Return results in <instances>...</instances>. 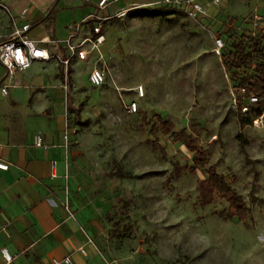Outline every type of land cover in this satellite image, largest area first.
I'll use <instances>...</instances> for the list:
<instances>
[{
	"label": "rangeland",
	"instance_id": "1",
	"mask_svg": "<svg viewBox=\"0 0 264 264\" xmlns=\"http://www.w3.org/2000/svg\"><path fill=\"white\" fill-rule=\"evenodd\" d=\"M165 9L107 26L106 46L76 68L73 87L69 79L87 177L80 192L113 251L140 264H264V100L240 113L223 62L236 37L264 40V24L237 33L233 22L217 28ZM12 28L0 8V46ZM100 55L106 82L95 88L88 75ZM181 136L196 139L205 164Z\"/></svg>",
	"mask_w": 264,
	"mask_h": 264
},
{
	"label": "crops",
	"instance_id": "2",
	"mask_svg": "<svg viewBox=\"0 0 264 264\" xmlns=\"http://www.w3.org/2000/svg\"><path fill=\"white\" fill-rule=\"evenodd\" d=\"M101 1L0 0V8L12 22V33L15 26L30 25L28 38L63 58L69 55L71 35L77 34L76 43L96 39L100 36L96 27L104 30L137 9L172 5L193 10L163 0H108L104 7ZM194 2L203 7L204 14L197 15L201 22L217 28L233 22L237 33L242 28L253 30L255 10L264 16V0H225L220 5L214 0ZM242 9L248 12L238 14ZM104 46L106 42L91 51L87 45L89 56ZM96 60L90 72L97 67ZM102 60L98 57L101 69ZM86 61L74 58L67 75L55 59L35 61L27 71L13 76L5 68L0 73V162L8 166L0 170V264H53V259L68 257L73 264H140L113 251L107 241L108 228L79 189L87 177L81 165L80 135L70 124L67 104L75 70ZM38 136L42 147L36 146ZM3 248L14 256L11 263L2 255Z\"/></svg>",
	"mask_w": 264,
	"mask_h": 264
},
{
	"label": "built area",
	"instance_id": "3",
	"mask_svg": "<svg viewBox=\"0 0 264 264\" xmlns=\"http://www.w3.org/2000/svg\"><path fill=\"white\" fill-rule=\"evenodd\" d=\"M108 0H102L100 6L104 7ZM167 4L175 2L181 6L185 5L186 7H192L193 10L190 12V15L194 18L198 14H204L203 7L200 4L194 2V0H163ZM225 0H214L216 5H220ZM251 22L253 29L262 28L264 24V16L258 11L255 10L251 16ZM30 29V25H24L23 27L15 26V29L11 35V39L7 42H4L0 46V63L4 66L10 76H13L16 71H27L35 61L40 60H51L55 59L60 62L66 69V75L68 68L70 67L72 60L74 58L78 60H87L90 51L87 49V45L91 46V51L96 50L100 45L105 42V38L101 35V27L95 28V33L100 34L96 39L86 38L79 43L75 42L77 34H73L67 40V50L69 55L66 58H63L59 55H51L47 48L40 46L36 42L30 40L27 36V32ZM256 37L255 34L252 35ZM216 50L220 53L222 50L226 49L222 38L216 39ZM102 60V56H99V62ZM67 77V76H66ZM89 82L93 87H102L106 82V72L99 68L95 67L89 74ZM4 93L7 94V88L3 89ZM142 93V89H140ZM244 102L242 107L243 115L250 113L251 106L256 105L260 102L258 96L254 94H248L247 89L243 88L238 92V97L234 96V104L239 107V101ZM132 110L137 111V106L135 103L132 104ZM262 118H264V112L262 113ZM256 121L255 123H258ZM66 140L68 137H65ZM36 146L42 147L43 140L40 136L36 138ZM53 168H56V163H53ZM0 170H8V166L0 162ZM2 255L6 259L7 263H11L14 260L6 248L1 250ZM53 264H73L71 258H66L64 260L53 259Z\"/></svg>",
	"mask_w": 264,
	"mask_h": 264
},
{
	"label": "trees",
	"instance_id": "4",
	"mask_svg": "<svg viewBox=\"0 0 264 264\" xmlns=\"http://www.w3.org/2000/svg\"><path fill=\"white\" fill-rule=\"evenodd\" d=\"M159 9H137L130 13L133 17H158L162 12H167ZM98 36H95V38ZM233 49L225 53L223 62L226 68L231 72L230 76L235 82V88L237 92L246 88L248 94H254L258 96L260 100H264V40L263 38H256L252 35L242 34L236 37L232 43ZM254 71L253 74H249V70ZM244 102L239 101L238 110L242 113V107ZM264 112V111H263ZM186 145L197 153L198 161L200 163H206V152L198 146L196 139L193 136H181ZM208 185L205 188V192L208 196L212 197L214 189ZM223 196L230 198V194L227 191H219ZM235 203V199L230 198Z\"/></svg>",
	"mask_w": 264,
	"mask_h": 264
}]
</instances>
